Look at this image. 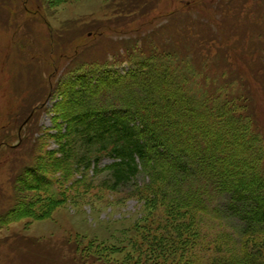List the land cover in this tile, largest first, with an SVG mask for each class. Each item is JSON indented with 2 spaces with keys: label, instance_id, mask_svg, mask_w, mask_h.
<instances>
[{
  "label": "rangeland",
  "instance_id": "rangeland-1",
  "mask_svg": "<svg viewBox=\"0 0 264 264\" xmlns=\"http://www.w3.org/2000/svg\"><path fill=\"white\" fill-rule=\"evenodd\" d=\"M153 30L147 43L144 34ZM180 32L187 56L191 41L203 47L198 58L187 57L208 62L200 82L227 94L230 69L240 76L236 90L248 80L264 129V61H256L264 59V0H0V264H172L174 257L183 264L212 252V237L189 242L179 216L153 191L105 188L109 172L73 170L61 152L70 138L66 124L81 108L64 91L70 75L106 65L124 74L132 58L153 55ZM223 50L229 74L207 73L209 59ZM38 160L51 188L24 180ZM211 226L215 238L232 230L220 219Z\"/></svg>",
  "mask_w": 264,
  "mask_h": 264
},
{
  "label": "trees",
  "instance_id": "trees-1",
  "mask_svg": "<svg viewBox=\"0 0 264 264\" xmlns=\"http://www.w3.org/2000/svg\"><path fill=\"white\" fill-rule=\"evenodd\" d=\"M152 35L144 34L147 43L157 31ZM179 36L153 55H136L124 74L106 65L96 71L81 66L70 75L64 91L81 108L66 124L70 138L61 142L63 160L73 161V170L94 167L96 177L109 172L105 188L153 191L155 200L179 216L189 242L212 237V252L188 256L183 264H264V129L253 88L246 80L236 90L232 82L240 76L231 69L235 79L222 85L227 94L200 82L208 62L188 59L198 58L203 47L191 41L194 53L187 56V35ZM226 52L218 53L223 64L218 55L209 59L214 65L207 73L229 74ZM105 157L115 160L102 169ZM36 164L24 180L35 189L51 188L40 160ZM219 219L232 230L223 228L215 238L217 230L212 235L210 228ZM176 259L171 263L181 264Z\"/></svg>",
  "mask_w": 264,
  "mask_h": 264
},
{
  "label": "water",
  "instance_id": "water-1",
  "mask_svg": "<svg viewBox=\"0 0 264 264\" xmlns=\"http://www.w3.org/2000/svg\"><path fill=\"white\" fill-rule=\"evenodd\" d=\"M27 121H28V120H27ZM27 121H26V122H27Z\"/></svg>",
  "mask_w": 264,
  "mask_h": 264
}]
</instances>
